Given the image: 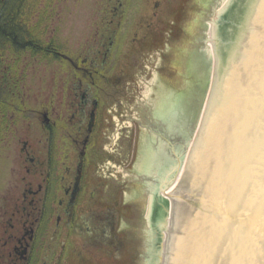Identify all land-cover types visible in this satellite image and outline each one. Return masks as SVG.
<instances>
[{"label": "flooded vegetation", "instance_id": "obj_1", "mask_svg": "<svg viewBox=\"0 0 264 264\" xmlns=\"http://www.w3.org/2000/svg\"><path fill=\"white\" fill-rule=\"evenodd\" d=\"M13 1L0 10L9 15V25L0 30L12 33L11 40L0 41L12 61L7 75L18 81L16 63L25 59L53 61L60 78L29 106L28 96L20 99L10 85L0 89V141L11 132L21 146L20 173L9 188L19 195L7 197L12 215L0 217V264H132L133 242L117 226L129 207L119 203L98 170L110 155L103 143L116 121L127 118L137 78L152 75L154 58L160 59L155 67L168 69V45L180 33L188 0H136L135 11L143 16L135 28L101 24L66 49L57 35L46 42L37 36L46 11L31 26L37 0ZM119 1L121 11L129 0ZM168 6L177 7L165 23L161 16ZM22 120L27 125L19 133Z\"/></svg>", "mask_w": 264, "mask_h": 264}, {"label": "water", "instance_id": "obj_2", "mask_svg": "<svg viewBox=\"0 0 264 264\" xmlns=\"http://www.w3.org/2000/svg\"><path fill=\"white\" fill-rule=\"evenodd\" d=\"M230 9L162 188L155 264H264V0Z\"/></svg>", "mask_w": 264, "mask_h": 264}, {"label": "rangeland", "instance_id": "obj_3", "mask_svg": "<svg viewBox=\"0 0 264 264\" xmlns=\"http://www.w3.org/2000/svg\"><path fill=\"white\" fill-rule=\"evenodd\" d=\"M1 1L14 4L13 0ZM221 1H187L179 26L180 33L167 44V51L173 53L166 64L168 69L159 70L155 67H160V59L154 58L150 65L152 75L137 78L138 92L128 102L127 118L121 122L116 121L108 139L103 143L110 155L98 170L106 176L107 186L117 192L119 203L129 207V215L118 219L117 226L125 229L127 238L133 242L136 257L132 264H145L146 254L152 246L146 214L152 193L151 185H155L157 181L155 172L149 173L141 169L144 156L148 151L156 153L159 150L163 155H172L173 147L177 149L183 141L180 137L181 130H172V126L157 115L158 104L167 94L177 95L190 109L195 108L197 100L204 96L209 78L206 70L210 65L206 51V32ZM139 2L124 1L125 5L120 11L119 0H37V4L32 6L35 16H31V26L36 24L38 14L44 10L45 21L40 23L41 30L37 33L41 41L46 42L57 35L55 38L61 47L75 48L98 25L110 24L113 29L119 25H127L131 30L135 28L143 16L141 12L135 11ZM175 7L172 9L168 6L164 9L161 16L163 22L172 21ZM8 50L9 48L0 47V86L7 88L10 85L17 90L20 99L27 100L28 96L29 101L24 103L26 106L31 105V102L38 104L45 94L55 88L60 78L57 76L56 63H27L25 59H19L20 62L16 65L20 75L16 81L7 75L12 63L7 58ZM205 72L207 78L203 76ZM26 125L27 121H20L16 131L21 133ZM10 133L3 142L0 141V217L12 215L10 207L4 205L5 200L8 196L15 198L19 195L17 192H9L21 168L18 160L21 146L17 142L18 137H11ZM19 137L22 139L23 134Z\"/></svg>", "mask_w": 264, "mask_h": 264}, {"label": "bare ground", "instance_id": "obj_4", "mask_svg": "<svg viewBox=\"0 0 264 264\" xmlns=\"http://www.w3.org/2000/svg\"><path fill=\"white\" fill-rule=\"evenodd\" d=\"M230 2L231 0L221 1L220 5L215 10L213 19L210 21L209 28L206 32V51L209 55L208 58L210 59V65L209 67H207L208 71L206 70L208 77L211 71L225 15H231ZM206 72L203 76L207 78ZM203 97L204 96H202L200 100H203ZM194 109L195 108L189 109V105H186L185 101L183 102V99H180L179 97H177V95L170 96L167 94L165 98L161 99L158 104L157 115L163 117V119H165L166 121L169 120L168 125L172 126V130H174V128L181 130L180 137L183 140L188 133ZM172 150L173 155V153L176 151V148L173 147ZM172 155H163L161 150L156 153L148 151L144 156V160L141 166V169L146 172H155L154 176L157 181L155 185H151L152 193L149 198L146 214V222L149 229V239L152 243V246H150L151 248L149 247V250L146 254L145 264H155L156 260L162 188L164 185L170 183L167 175Z\"/></svg>", "mask_w": 264, "mask_h": 264}, {"label": "trees", "instance_id": "obj_5", "mask_svg": "<svg viewBox=\"0 0 264 264\" xmlns=\"http://www.w3.org/2000/svg\"><path fill=\"white\" fill-rule=\"evenodd\" d=\"M16 1H22V0H16ZM11 5L7 3H3V1L0 0V10L2 9H10ZM9 15L6 13L0 14V26L6 27L9 25L8 17ZM12 33L9 30H0V41H8L11 40ZM1 89V86H0Z\"/></svg>", "mask_w": 264, "mask_h": 264}, {"label": "snow or ice", "instance_id": "obj_6", "mask_svg": "<svg viewBox=\"0 0 264 264\" xmlns=\"http://www.w3.org/2000/svg\"><path fill=\"white\" fill-rule=\"evenodd\" d=\"M258 247H261V253H260V254H261L262 256H264V246H259V245H258ZM255 258H256L255 256L252 257V259H255Z\"/></svg>", "mask_w": 264, "mask_h": 264}]
</instances>
